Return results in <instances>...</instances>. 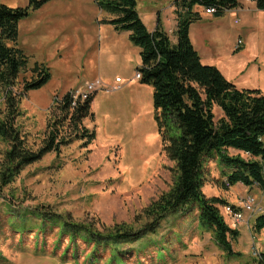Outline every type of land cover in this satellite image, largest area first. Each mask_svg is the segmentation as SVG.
Instances as JSON below:
<instances>
[{
  "label": "rangeland",
  "instance_id": "1",
  "mask_svg": "<svg viewBox=\"0 0 264 264\" xmlns=\"http://www.w3.org/2000/svg\"><path fill=\"white\" fill-rule=\"evenodd\" d=\"M173 1L136 0V11L148 31L158 27L176 44ZM0 3L12 8L27 6V0H0ZM194 11L202 21L191 26L193 44L198 51L201 45L207 47L213 55L203 63L218 68L217 65L232 61L227 57L230 54L226 58L224 55L239 35L250 44V56L256 52V67L260 69L254 78L264 84V10L242 16L227 13L221 19L205 14L202 7L196 6ZM108 17L110 13L102 11L96 0H50L18 23V45L32 61L30 67L35 61H45L50 73L43 87L28 91L20 102L23 115L18 123L30 140L39 138L45 130L55 97L61 98L69 91L84 92L95 80L101 82V87L93 92L92 120L83 121L95 135L90 144L82 147L81 141H74L58 155H45L0 192V264H87L84 262L87 249L76 260L69 257L70 253L62 258L67 240L63 237L56 244V230L45 235L13 233L7 226L8 203L15 208L44 207L101 232H110L116 225L139 229L146 222L142 210L172 186L175 164L162 151L152 87L135 79L139 49L125 32H114L105 22ZM48 20L53 24L37 25ZM98 25L102 26L101 31ZM26 26L34 28L32 33H22ZM23 35H29L28 44H23ZM58 40L65 45L61 57L50 54L57 46L52 41ZM120 42L125 47L121 51L114 46H120ZM30 76V70L19 75V90ZM116 77L121 82H116ZM5 149L6 145L0 143V160ZM212 163L206 164L202 192L206 197L223 198L230 191L220 186L224 166L219 160L215 166ZM234 195L237 196L228 192L230 199ZM190 206L167 216L153 234L122 246L123 261L119 264H257L261 248L256 243L262 245V241L251 228L245 223L233 227L239 229V234L232 243L234 254H229L214 243L210 232L200 227L197 209ZM222 208L224 221L233 226ZM98 264H107V259Z\"/></svg>",
  "mask_w": 264,
  "mask_h": 264
},
{
  "label": "trees",
  "instance_id": "2",
  "mask_svg": "<svg viewBox=\"0 0 264 264\" xmlns=\"http://www.w3.org/2000/svg\"><path fill=\"white\" fill-rule=\"evenodd\" d=\"M49 1L27 0V6L17 8L0 3V143L6 145L0 160V192L45 155H58L74 141H81L86 147L95 136L83 125L84 120L93 118L94 93L75 101L69 92L55 97L51 116L37 139L30 140L19 126L22 98L28 91L43 87L50 73L42 63L35 62L30 67L28 56L18 45V23ZM249 1L255 3L257 10H264V0ZM96 3L113 17L105 22L118 32H128L129 41L139 49L140 66L136 72L140 74V84L152 87L154 119L161 134L162 151L175 164L174 181L167 192L142 210L146 222L139 229L116 225L110 232H101L44 207L15 208L10 203L4 211L9 215L7 226L18 236L26 232L45 235L56 230V244L63 237L67 240L62 258L70 253L69 257L76 260L87 249V264H98L104 259L107 264H119L123 261L122 246L153 234L167 216L190 204L197 209L198 224L212 234L214 243L234 254L232 243L239 233L227 225L220 212L229 203L221 197H206L202 192L206 164L219 160L224 166L220 186L225 191L237 183L264 187V94L237 89L216 67L202 64L190 42L189 27L201 20L194 11L196 6L213 8L212 16L219 18L239 7V0H174L175 45L158 27L152 32L146 29L137 14L136 0ZM26 70L31 76L19 90V75ZM215 106L223 114L217 121ZM227 149L248 156H230ZM7 195L9 199L11 195ZM263 229L264 214L254 219L251 231L255 235ZM257 264H264V252L259 253Z\"/></svg>",
  "mask_w": 264,
  "mask_h": 264
},
{
  "label": "crops",
  "instance_id": "3",
  "mask_svg": "<svg viewBox=\"0 0 264 264\" xmlns=\"http://www.w3.org/2000/svg\"><path fill=\"white\" fill-rule=\"evenodd\" d=\"M239 4H240L239 7L232 9V10H229V11H226L225 14L223 15V17H225V15L227 13H230V14L232 13L233 15H236V16H238V15L242 16L243 14H246V15L255 14V13H258V11H259L256 9L255 3L251 2L249 0H239ZM223 17H219L217 19H221ZM112 18L113 17L110 15V17H108L107 20H111ZM201 21H202V19H201ZM198 22H200V21H198ZM40 24H42L43 26H48L49 24H53V21L52 20H48L45 22L39 21L37 23V25H40ZM193 24H191L189 27V39H190V42H191L193 48L198 53L201 63L204 64L203 61L207 60V59L210 60L209 57L213 58V55L211 54V52H209L206 49L207 47H204L203 45H201L200 46L201 49H199V50L201 52H203V54H204V57H202L200 51H198V49L195 48L193 41L191 39L192 38L191 26ZM214 25H220V23H215ZM110 26L113 27L112 25H110ZM101 27L102 26L98 25V28H100V31L102 29ZM29 30H30V32H29ZM33 30H34L33 27H27L26 26L25 30L22 33L23 34L32 33ZM113 30L116 33L118 32L114 29V27H113ZM125 33L127 34V37H128L129 33L128 32H125ZM29 35H23L24 38L21 39L23 44H28V42H29L28 36ZM89 37H91V36L85 35V38H89ZM238 37L239 38L237 40L242 41V46L238 49H235V45L237 42V40H236L232 43V45L228 49V53H226V55H224L225 56L224 58H226V56L230 54V56H227V57L232 58L233 60L229 61L227 64L217 65V67H218L217 69L220 71V73L223 75V77L227 81L231 82L237 89L259 90L262 94H264V84L260 83L257 78H254V74L257 72L258 69H260V67L259 68L256 67V62L258 60V58L256 56V52H252V56H250V44L245 43L244 40L241 39V36L238 35ZM113 38H114V36H113ZM169 40H170V38H169ZM76 41H78V39H76ZM52 42H56V44H57L56 48L53 49V52H55V50H56V52L55 53H53V52L50 53L49 51L48 52L50 54H52L53 56H54V54H58L61 57L62 54H60V51H62V49L65 48L64 43H62V41H60V40L52 41ZM85 42H90V40L85 39ZM170 42H171V44L175 43L171 40H170ZM49 44H50V42H49ZM122 45H123L122 42H120V46H118V44H114V46L117 49H119L120 51L125 48V47L122 48ZM20 49H21V47H20ZM72 49H73V47H72ZM21 50L27 56V53L23 49H21ZM57 51H58V53H57ZM138 55H139V52H138ZM28 58H29V56H28ZM203 58H205V59H203ZM120 61H121V58H118L117 62H120ZM35 62L36 63H42V64L45 63V61H43V62L35 61ZM31 64H32V61L29 60V65H31ZM44 65H46V64H44ZM139 66H140V63H138V66L135 68V71ZM230 66H232L231 70H230ZM244 73H246L245 76H242ZM115 79H117V77ZM136 81L139 82V80H136ZM213 112H214V116L215 117L217 116L218 119L223 117L222 111L218 107L215 106L213 108ZM227 153L230 156L240 155L241 157L246 158V155L244 153L237 151V150H234V149H227ZM216 161L217 160L212 161L213 163L211 165L215 166ZM263 175H264V173H263ZM229 190L230 191L225 192V195H223V198L229 203V205H236L238 199L241 198L242 196L253 195L256 198L257 210L261 209V211L256 212L254 214L243 213L242 223H245V225L249 229L252 228L254 219L257 216L264 214V187L260 188L259 186L255 185V184L251 185V186H244L240 183H237L234 186L230 187ZM228 192H233L238 197L237 196L235 197V195H234V197H232L233 199H230V197L228 196ZM212 194L215 195L216 193L212 192ZM213 197H218V196H213ZM250 220H252L251 224H249ZM237 231H239V229ZM255 235H256L258 240L262 241V245H260V244H257L256 240H255L256 245H259V247L261 248L260 253L264 252V229Z\"/></svg>",
  "mask_w": 264,
  "mask_h": 264
},
{
  "label": "built area",
  "instance_id": "4",
  "mask_svg": "<svg viewBox=\"0 0 264 264\" xmlns=\"http://www.w3.org/2000/svg\"><path fill=\"white\" fill-rule=\"evenodd\" d=\"M204 12L208 15H213L215 10L213 8H205ZM241 46H242V41L237 40L235 49H238ZM135 79L136 80L140 79V74L138 72L135 73ZM115 81L121 82L119 78L115 79ZM98 87H101V82L99 80H95L94 82L86 86L84 92L79 93L77 91H69V93L73 101H75L77 98L85 99L89 94L93 93ZM245 155L246 157L248 156L247 154ZM232 206L233 205H226L222 208L223 214L226 215V217L233 225V226H229L232 229H235L238 224L242 223L243 213L254 214L256 212L261 211V209L257 210L256 198L253 195H247L239 198L237 204L234 207Z\"/></svg>",
  "mask_w": 264,
  "mask_h": 264
}]
</instances>
